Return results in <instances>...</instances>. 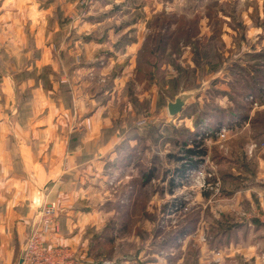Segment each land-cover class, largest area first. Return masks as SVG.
Listing matches in <instances>:
<instances>
[{"label":"rangeland","instance_id":"1","mask_svg":"<svg viewBox=\"0 0 264 264\" xmlns=\"http://www.w3.org/2000/svg\"><path fill=\"white\" fill-rule=\"evenodd\" d=\"M33 1L35 19L33 18V22L25 21L24 15L17 26L24 35L21 38L23 42L19 43L23 45L22 49L21 46L11 44L9 52H0V59L6 60L7 65L2 69L16 78L18 106L22 102L29 104L35 97L33 103L36 111L52 109L48 119L51 123H60L59 138L65 136L73 127L82 129L90 137L102 133L104 128L111 125L109 129L114 131L108 133V129L101 134L106 142L114 134V139H117L118 135L121 137L132 130L145 129L142 132L145 135L149 125L162 121L160 138L155 141L156 144L150 143L151 151H157L162 157V169H175L173 163L167 164L165 154L169 153L173 157L180 155V146L174 141L172 144L168 141V127L181 123L176 127L189 129L187 126H192L194 121L190 116L183 117V120L174 119L180 113L170 117L166 110V100L173 101L177 94L189 91L193 95L187 100L185 108L196 103L199 109H203L204 104L226 107L230 102L225 96L218 94V90L228 91L230 70L226 68L227 64L238 59L241 62L254 63L253 66L257 64L259 68L264 64V0ZM36 8L43 12L36 11ZM208 12L213 14L209 16ZM171 15L184 16L193 22L196 32L193 42L198 43L197 50L194 49V43H180L179 53L176 54L167 47L157 59L158 55L151 46L150 68L160 64V73L157 74L158 80L152 76L146 77L147 69H137V53L145 38H149L158 29L163 31V28H174V25L165 27L167 17ZM39 24L46 29V34L40 41L33 33ZM184 24V20H179L177 25L182 27ZM215 24L219 25L216 32ZM7 39L11 38L7 36ZM131 40H142L140 48H125ZM39 43L42 44L37 48ZM245 53L250 55L244 57ZM35 62H38V67ZM177 69L189 76V81L198 87H182L180 82L184 77L180 78L179 73L176 74ZM215 69L217 73L214 72ZM159 95L163 101L158 103ZM247 100L250 101L251 111L261 109L258 106L262 102L252 97ZM76 111L81 113L78 118ZM39 118L40 116L35 118V123ZM218 133L213 132L216 139L209 137L201 145L215 153H226L224 141L227 139V132L223 137H218ZM155 134L153 132V137ZM255 148V144L245 148L248 159ZM48 151L51 153V144ZM204 159L206 167L216 177L218 191L213 193V190L201 191L194 188L185 174L181 177L178 173L173 175L177 178V185L173 188L172 195L165 192L162 194V189H167L166 181L162 183L163 176L161 173L156 174L146 190L147 197L139 199L148 215L146 222H141V216L138 226L134 228V236L139 239L127 236L128 240L120 238L121 241H113L109 258L113 256L114 250L123 257L134 256L138 250H142L143 261L154 259L150 254L153 250L151 243L155 242L153 236L157 238L160 234L161 241L166 239L194 210L198 216L203 214L204 217L199 219L191 240L192 245L186 249L180 264H216L213 258L201 252V247L208 248L222 223L229 220V216L222 210L225 201L223 197L227 196L224 193L234 189V185L227 184L225 186L229 187L223 189L217 166L210 165ZM107 179L98 180V184L94 186L100 190L92 197L94 202L103 201ZM156 185L162 189L161 192L153 194V191L158 190ZM107 191L109 193L106 197L114 196L118 192L116 188ZM199 193L208 194L207 200L196 199ZM212 194L215 195L214 198L210 197ZM175 200L182 205L177 211L172 208ZM198 204L200 208L196 207ZM243 209L240 213H248V210ZM139 215L141 210L135 215L131 214L130 220L135 222ZM155 229L160 232L156 234ZM127 230L122 233L125 234ZM201 236H204L205 241L201 240ZM144 252L147 254L145 257ZM85 253L91 254L89 249ZM97 254H100L99 259L104 263L109 252H106V246H98ZM216 260L217 264H221L218 258Z\"/></svg>","mask_w":264,"mask_h":264},{"label":"crops","instance_id":"2","mask_svg":"<svg viewBox=\"0 0 264 264\" xmlns=\"http://www.w3.org/2000/svg\"><path fill=\"white\" fill-rule=\"evenodd\" d=\"M33 2L0 0V52H9L11 44L21 46L22 49L23 45L19 43L23 42L21 38L24 35L17 26L24 15L25 21L33 22ZM36 11L43 12L37 8ZM33 33L40 41L46 34V29L39 24ZM7 36L11 39H7ZM40 44L42 43L37 44V48H40ZM141 44L142 40H131L125 48L139 49ZM37 64L35 62V66ZM6 66V60L0 59V264H19L24 240L33 228L37 211L47 203L56 205L59 227L58 233L49 236L47 241L67 249L73 259L71 264H96L95 259L91 254L85 253V250L94 235L110 220H114L116 227L112 234L114 242L128 240L127 236L138 240L134 236V228L138 226L141 216V222H146V217L145 206H141L139 201L134 203L135 197H147L146 190L158 173L162 176L166 174L161 182L166 181L167 189L160 188L161 192L156 185L158 190L153 191V194L160 191L162 194L165 192L172 195V190L177 185V178L173 175L178 173L167 167L162 169L161 155L157 151H151L152 138L142 134L145 129H139L132 130L138 133L137 138L124 134L114 139V134L105 142L101 134L111 125L103 127L102 133L90 137L82 129L73 127L65 136L59 138L60 123H51L48 119L52 109L36 111L33 103L35 97L29 104L20 103L19 109L17 81L14 75H9L2 69ZM262 106L264 103L258 107L263 109ZM256 112L260 111H247V116L243 119L224 118L222 123L215 124V128L212 126L215 118L209 117L198 127L197 139L203 144L209 137L214 138L213 132L221 129L227 132V139L224 141L227 152L218 151L217 155L221 157L219 163L212 160L215 151L210 149H205L201 161L206 158L210 165L217 166L223 189L234 185V189L224 193L227 196L223 197L225 201L222 210L229 216V220L222 223L208 248L201 247L202 253L213 258L214 262L218 258L221 264H264V144L257 145L252 140L249 124ZM75 115L78 118L81 113L76 111ZM38 116L40 118L35 123ZM178 116L174 119L183 120L181 112ZM161 122L148 127H157ZM161 127L162 123L157 133L155 132L153 139L157 140L154 141L160 138ZM187 127L190 131L195 129L194 125ZM75 133L77 135L73 137ZM170 137L172 140L168 138V141L173 143L176 137ZM49 144L51 153L48 151ZM254 144L256 148L248 159L245 148ZM212 153L214 155L211 156ZM168 155L171 154L164 155L167 164L173 163L176 167L178 163L168 158ZM145 166H153L156 170L149 182L142 184L141 175ZM193 168L186 166L179 173L180 176L183 177L187 170ZM106 178L107 190L116 188L118 192L114 196L106 197L109 192L105 189L103 201L96 203L93 198L100 190L94 186L98 184V180ZM170 178L174 179V186L169 188ZM227 184L229 186H225ZM207 197L208 194L199 193L196 199L205 201ZM210 197L214 198L215 195ZM117 200L121 205L119 207L114 203ZM196 207L200 208V205ZM136 208L138 212L141 208V215L134 222L130 220V215ZM242 208L248 210V213H240ZM203 217V214L198 216L194 229L177 238L175 246L167 249L158 248L157 245L168 237L161 241L160 234L157 238L154 235L155 242L151 243L153 250L150 253L154 259L143 261L142 250L125 259L126 256H120L114 250L113 256L102 264H180L186 249L192 245L191 240L199 219L202 220ZM125 229H128L126 235L122 233ZM216 251L219 252L218 256L214 253ZM146 255L144 252V257Z\"/></svg>","mask_w":264,"mask_h":264},{"label":"trees","instance_id":"3","mask_svg":"<svg viewBox=\"0 0 264 264\" xmlns=\"http://www.w3.org/2000/svg\"><path fill=\"white\" fill-rule=\"evenodd\" d=\"M207 14L210 16L213 13L208 12ZM171 17L172 15L170 17H167L168 20H166L165 27L174 25V28H163V31L158 29L155 33H153V35H149L150 37L145 38L140 50L137 53V69H139V71L142 69H147L145 75L146 77L152 76L153 78H156V80H158L157 74L160 73L158 72L160 64H157L155 66L153 65V68H150L151 62L149 60H151L152 55V53H150L151 46L153 47L154 52L158 55L157 59L160 58L162 53L166 51L167 47L172 52L176 54L179 53L180 43H182L183 45L194 43V49L195 51L197 50L196 45L198 43L193 42V39L196 36V32H194L193 22H191L189 18L184 16L174 15V17ZM179 20H184V26L178 27L177 24L179 23ZM218 30L219 25L215 24L214 31L216 32ZM248 55H250V53H245L244 57H247ZM253 64L249 62H241L239 59L234 60L231 64H227L226 68L230 70V81L227 82L228 91L225 92L218 90V94H222L223 96H225L230 102V105L221 107L215 104H204V108L199 109L197 103L192 105L190 104L181 111V115L182 117L190 116L194 120L193 125L195 129L193 131H190L189 129L185 128H177L174 125H170L168 127L170 131V135L168 138L172 140V137L170 136H175L176 140L174 141V143L180 146V151L178 153V155L180 154L179 156L173 157L171 155H168V158H172L174 162L178 163V165L174 169L176 173L182 172L186 166H189L191 168L196 167L202 161V157L205 155V149L201 145L202 142L197 139V135L199 134L198 127L202 125L206 119H208L209 117L215 118V122L212 124L213 128H215V124L222 123L224 118L229 119L232 117H237L239 119H243L244 117H246L247 111L251 110V106L249 104L250 101L247 100L248 97H252V99L264 103V64L261 68H259L257 64L254 66ZM214 72L217 73V69H215ZM178 73L180 75V78L184 77V79L181 78L180 82L182 87L186 89H194L198 87L196 84L189 81V76L184 74V72L177 69L176 74ZM178 79L179 78H177V80ZM159 86L161 87L160 84ZM159 101H163L160 95L158 98V103ZM258 111L260 112H256L251 117L249 124L251 126L250 136L252 140L257 142V145H260L264 144V108ZM158 130L159 126H150L146 129L145 135L152 138V141L155 142L154 140L157 139H153V132L157 133ZM112 131L114 130L109 129V131L107 132L111 133ZM76 135V133L73 134V137ZM126 135L137 138L138 133L129 131L126 133ZM214 154L215 156L214 158L212 157V160L215 163H219L218 161L221 160V157L217 155V153ZM154 158L155 157H153V159ZM155 170L156 169L153 166H145L141 175L142 184H146L147 182H149L150 178L153 177ZM165 176L166 174H163V178ZM168 186L169 188L174 186L173 178L168 179ZM134 190L135 192L137 190L136 184L134 185ZM139 191L142 192L140 189ZM138 197L141 198V196H136L134 199V203H138V201L140 202ZM114 203L116 207L121 206L119 200ZM140 210L141 208L139 209V211ZM137 213H139L138 208L133 210L132 215H135ZM147 216L148 215L145 213V217ZM197 220V212L193 210L188 214V217L173 230V232L166 240L157 245L158 248L167 249L169 247L175 246L177 238H179L186 232L192 231ZM115 230L116 227L114 224V220H110L102 228V230L92 238L88 249L92 255V258L95 259L94 261L96 262V264H102V259H99L100 254H97L98 246H106V252H109V255H106V259L110 257L112 253L111 246L114 240L112 234ZM155 232L156 234H158L160 230L158 229Z\"/></svg>","mask_w":264,"mask_h":264},{"label":"built area","instance_id":"4","mask_svg":"<svg viewBox=\"0 0 264 264\" xmlns=\"http://www.w3.org/2000/svg\"><path fill=\"white\" fill-rule=\"evenodd\" d=\"M218 137H223L225 129L218 131ZM185 176L188 181L192 182L194 188L201 191L213 190L218 191V182L212 171L206 167L205 162L199 163L193 169L187 170ZM172 208L177 211L182 208L177 200L173 202ZM58 211L54 203L42 205L37 211L36 218L33 222V228L26 236L20 255L19 264H71L73 259L69 251L61 246L52 245L47 238L58 233L57 223ZM205 241L204 236L200 237ZM218 256L219 252H214ZM75 262V260H74ZM218 263V260H216Z\"/></svg>","mask_w":264,"mask_h":264},{"label":"water","instance_id":"5","mask_svg":"<svg viewBox=\"0 0 264 264\" xmlns=\"http://www.w3.org/2000/svg\"><path fill=\"white\" fill-rule=\"evenodd\" d=\"M193 94L189 91H183L179 94H177L173 101L170 99L166 100V110L167 114L170 117H174L178 115L186 106L187 100L192 96Z\"/></svg>","mask_w":264,"mask_h":264}]
</instances>
